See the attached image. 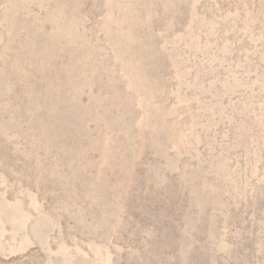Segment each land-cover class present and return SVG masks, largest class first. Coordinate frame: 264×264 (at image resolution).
I'll list each match as a JSON object with an SVG mask.
<instances>
[{
    "label": "rangeland",
    "instance_id": "obj_1",
    "mask_svg": "<svg viewBox=\"0 0 264 264\" xmlns=\"http://www.w3.org/2000/svg\"><path fill=\"white\" fill-rule=\"evenodd\" d=\"M0 264H264V0H0Z\"/></svg>",
    "mask_w": 264,
    "mask_h": 264
}]
</instances>
